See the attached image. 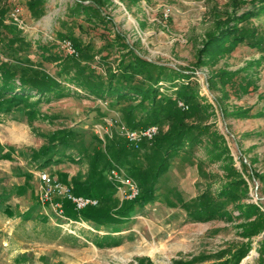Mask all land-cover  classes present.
<instances>
[{
  "label": "rangeland",
  "instance_id": "1",
  "mask_svg": "<svg viewBox=\"0 0 264 264\" xmlns=\"http://www.w3.org/2000/svg\"><path fill=\"white\" fill-rule=\"evenodd\" d=\"M73 1L0 0V62L71 89L69 96L42 98L30 121L24 103L0 113V264H261L264 0ZM227 28L238 40L198 65L205 41ZM134 57L164 69L153 102L100 99L71 81H107ZM157 76L152 67L124 83L146 86ZM133 107L135 119L159 111L161 129L177 131L179 122L184 129L155 183V200L136 208L127 224L70 223L57 206L65 199L46 196L41 173L73 192L72 179H87L95 152L104 153L100 167L107 170L112 143L127 146L128 158L117 164L129 176L133 165L155 172L165 156V147L157 151L147 141L129 150L118 126L131 128L126 111ZM48 146L47 156H36ZM111 194L115 212L125 199ZM202 196L224 216L195 221L188 208L202 207L195 205ZM108 240L121 244H95Z\"/></svg>",
  "mask_w": 264,
  "mask_h": 264
},
{
  "label": "trees",
  "instance_id": "2",
  "mask_svg": "<svg viewBox=\"0 0 264 264\" xmlns=\"http://www.w3.org/2000/svg\"><path fill=\"white\" fill-rule=\"evenodd\" d=\"M82 1L86 0H74L73 5L81 6ZM87 1L92 2L93 0ZM78 12L79 11H75L73 12V14L77 15ZM234 35L235 32L232 30V28H227L221 30L216 35L210 36L205 41L203 47L198 51V65L202 64L203 57L210 56L211 53L214 52L213 50H219L221 48L226 49L228 46H225L224 44L228 40L236 42V40L238 39H235ZM232 37L234 39H232ZM242 41L243 38H241V42ZM152 67L157 69L158 76L154 80H152L149 85L134 86L124 83L127 79L133 78L136 74H144L146 70ZM31 72L32 73L30 74L23 73L21 75L8 63L0 62L1 114H8L20 103H24L26 111L25 115L30 121L31 119L35 118L37 114L35 106L38 105L42 98H44L46 95H54L57 98L69 96L71 89L68 87V89H66L65 86H63L58 80L54 79L50 75L39 73L38 71ZM119 72V70L110 71L107 74V81L103 80L104 78L99 76H94L92 79H87L86 83L84 84L77 81V79H73L71 81L78 87L86 89L90 95L100 99H104L106 96L123 100H134L137 97H140L143 101L150 100L151 98V102H153V98L158 93L155 85L158 83V81L162 80L161 75L164 72V69L162 67L145 61L141 58L134 57L133 61L127 66V69L121 73ZM118 76L122 79H120L119 83L114 85L113 82L118 78ZM181 76L185 75L182 74ZM33 98H36L35 101L32 100ZM170 102V99H168L166 103ZM138 108L139 107H133L131 110L126 111V116L128 118V122H130L131 129H145L152 125L158 126V134L151 141H147V143H151L153 148H157L158 150L162 149V147H165L166 149L164 154L165 156L162 158L161 163L157 166L156 171L152 173L151 171H146L138 168L137 165L131 166L130 176L138 182L140 187V194L133 200L125 199L121 203L118 210L113 212L110 206V201L112 197L111 191L115 190V188L113 184L106 178L108 175V171L112 166V163L117 164L118 162H120V159L128 158L129 155L125 153L126 150H128L127 146L125 148V146H119L117 143L110 144L108 146V150L113 159H108L106 171H104V168L100 167L105 155L103 152L97 151L94 153V156L91 159L90 171L87 179L85 181L72 179L73 193L78 196H87L97 199L99 201L98 206H88L81 211H76L74 209V205L70 201L64 200L61 202V208L62 213L65 217L72 220H82L86 223H92L97 227L127 224L136 208L145 207L147 204L155 200V183L158 180L159 176L166 171V164L170 152H175L183 141L180 139V135L184 129L181 128L182 122L177 123L179 128L177 131L175 129L176 127H172L167 131L161 129V127L159 126V118L164 113L161 112L162 114L160 115L159 111H157V113L153 111L148 112L146 114H143L141 117L139 116L138 119H135V114L133 112H135V110ZM178 108L180 107L178 106ZM167 116L170 117L171 114H167ZM171 118L173 119L174 116ZM55 138H60L58 142L62 144L68 143L65 137L61 136L60 134L55 136ZM55 138L53 139V141L56 140ZM50 148V146L44 148V152L41 154L37 153L36 156H47L49 154ZM129 150L134 152L135 149L130 147ZM2 158H9V156L2 155ZM49 160L51 159H48L45 162L48 163ZM100 201L102 205H100ZM195 203L196 206H199V204L202 205V207L199 208H194V206L188 208L189 212L193 210V214L191 217L195 221H209L224 216L221 208L218 205L214 206L210 202H208L207 205H204L205 197L203 198V196L200 197L199 200H196ZM120 231L121 230H114L113 233ZM258 232L259 229L252 233H248V235L254 236L257 235ZM105 239H107V237ZM95 244L98 248H107L119 246L121 243L117 241L111 242L108 240V242L100 241Z\"/></svg>",
  "mask_w": 264,
  "mask_h": 264
},
{
  "label": "built area",
  "instance_id": "3",
  "mask_svg": "<svg viewBox=\"0 0 264 264\" xmlns=\"http://www.w3.org/2000/svg\"><path fill=\"white\" fill-rule=\"evenodd\" d=\"M16 13H19V10H16L15 14ZM15 14H13V16H15ZM180 106H182V104H180ZM118 129L127 144L134 149L139 148L143 141H151L159 131L158 126L155 125L149 126L145 129H131L126 127L123 123L118 126ZM107 179L113 184L117 193L121 194L126 200H133L140 194L138 182L129 176L124 168L116 163H112V166L108 171ZM40 181L45 185L46 196L57 194L65 200L70 201L74 205L76 211L83 210L88 206H98L99 204V201L95 198L74 195L69 187L53 180L47 173L40 174ZM57 206L61 208L60 205ZM60 214L61 217L66 218L70 223L81 224L82 222L81 220L73 221L65 217L62 211H60ZM82 224L85 223L83 222ZM261 264H264V256Z\"/></svg>",
  "mask_w": 264,
  "mask_h": 264
},
{
  "label": "crops",
  "instance_id": "4",
  "mask_svg": "<svg viewBox=\"0 0 264 264\" xmlns=\"http://www.w3.org/2000/svg\"><path fill=\"white\" fill-rule=\"evenodd\" d=\"M47 168H51V167H47ZM97 232H99V231H97Z\"/></svg>",
  "mask_w": 264,
  "mask_h": 264
}]
</instances>
